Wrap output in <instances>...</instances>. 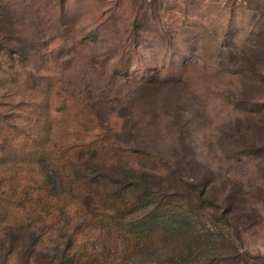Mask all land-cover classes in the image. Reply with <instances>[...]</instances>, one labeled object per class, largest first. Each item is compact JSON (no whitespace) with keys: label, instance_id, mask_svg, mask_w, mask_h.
<instances>
[{"label":"rangeland","instance_id":"rangeland-1","mask_svg":"<svg viewBox=\"0 0 264 264\" xmlns=\"http://www.w3.org/2000/svg\"><path fill=\"white\" fill-rule=\"evenodd\" d=\"M40 147L132 185V224L163 201L127 264H264V0H0V177L40 186ZM157 161L165 177L139 178ZM187 184L236 218L213 227Z\"/></svg>","mask_w":264,"mask_h":264},{"label":"trees","instance_id":"trees-1","mask_svg":"<svg viewBox=\"0 0 264 264\" xmlns=\"http://www.w3.org/2000/svg\"><path fill=\"white\" fill-rule=\"evenodd\" d=\"M149 156L154 157L152 154ZM4 160L7 163V159ZM57 160L59 158H54L41 147L33 156L30 164L36 169L40 186L15 185L8 176L10 169L2 172L0 264H12V259L16 260L15 264H127L128 258L133 263L131 255L127 256L130 249L124 243L143 244V241L156 238L153 237L157 234L155 231H147L156 228L136 230L151 220L165 223L160 215L164 211L163 201L155 206L154 215L132 224L127 217L134 210L131 209L132 200L139 199L127 191L132 185L112 195L107 192L108 175L103 172L92 174L93 177L78 175L79 172L73 168L66 175L60 171ZM93 160L96 161L97 156ZM160 166V161L153 163V167L149 171L143 170L139 178L149 181L156 175L165 177ZM102 168L105 169L104 166ZM103 169L100 168V171ZM69 178L71 183L68 182ZM187 186L192 197H187L184 202L198 199L201 204L199 207L212 211L209 216L216 229L220 230L219 226H225L236 218L232 203L224 206L226 203L221 199L223 204L219 207V200L213 192H198L199 186L194 184ZM69 196L72 200L67 203L65 199ZM148 196L151 195L144 194L143 199ZM186 206H178L177 209L180 212L191 211L192 217L200 216L198 208L189 203ZM85 228H100L97 240L102 246L95 247L97 244L79 239L80 229Z\"/></svg>","mask_w":264,"mask_h":264}]
</instances>
